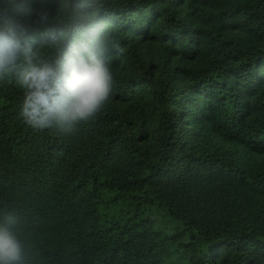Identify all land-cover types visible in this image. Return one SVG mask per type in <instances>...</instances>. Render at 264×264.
<instances>
[{"label": "trees", "instance_id": "1", "mask_svg": "<svg viewBox=\"0 0 264 264\" xmlns=\"http://www.w3.org/2000/svg\"><path fill=\"white\" fill-rule=\"evenodd\" d=\"M0 264H264V0H0Z\"/></svg>", "mask_w": 264, "mask_h": 264}]
</instances>
